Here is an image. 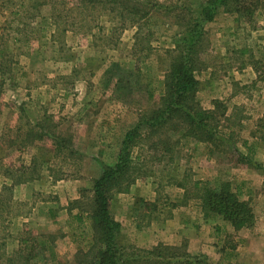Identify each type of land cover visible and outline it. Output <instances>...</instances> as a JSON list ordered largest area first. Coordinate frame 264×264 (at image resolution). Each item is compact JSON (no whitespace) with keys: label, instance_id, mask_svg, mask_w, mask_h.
Masks as SVG:
<instances>
[{"label":"rangeland","instance_id":"rangeland-1","mask_svg":"<svg viewBox=\"0 0 264 264\" xmlns=\"http://www.w3.org/2000/svg\"><path fill=\"white\" fill-rule=\"evenodd\" d=\"M201 1L177 2L182 12L193 14L183 27L175 25L174 13L152 11L142 33L153 36L133 51L135 27L125 23L111 36L117 21L79 0H49L46 6H39L41 0H0V145L5 147L0 190L4 169L29 165L33 158L38 164L32 175L38 179L48 175L80 186L78 191L90 190L104 167L116 163L125 133L156 104L169 61L165 51L184 45L183 30H193ZM200 31L205 37L194 58V99L202 110L216 105L218 115L226 111L228 120L220 119L217 129L228 145L212 153L167 130L132 139L129 156L138 178L108 206L120 225L115 241L121 263L147 258L143 252L163 245L196 264H264V82L249 66L250 57L264 60V18L246 23L219 9ZM27 130L34 137H60L67 150L53 152L56 147L47 139L22 144ZM10 141L14 147H7ZM155 141L157 151L151 148ZM164 143L171 152L162 149ZM237 155H247L250 165L237 164ZM187 181L230 183L251 207L252 226L235 231L219 216L202 212L199 201L185 200L177 187H188ZM55 186L41 184L30 205L12 194L8 219L0 225V264L18 249L19 240L44 234L55 237L52 250L38 255L36 249L30 264H75L79 246L71 241L70 219L68 232L58 222L47 227L56 218L50 207L65 194L63 186ZM84 231L88 236L90 229Z\"/></svg>","mask_w":264,"mask_h":264},{"label":"trees","instance_id":"trees-1","mask_svg":"<svg viewBox=\"0 0 264 264\" xmlns=\"http://www.w3.org/2000/svg\"><path fill=\"white\" fill-rule=\"evenodd\" d=\"M49 0H41L39 6H46ZM162 4L156 0H79V5L83 7L97 8L101 15L117 21L113 26L111 36L118 30H123L124 24L136 28L134 34V49L140 47L142 42L150 41L153 32L142 33V28L149 22L152 11L166 15L175 14L176 26H187L185 17L189 20L193 16L192 12L177 6L179 0H164ZM162 5V6H160ZM35 6H38L35 4ZM34 6V7H35ZM160 7L163 10L160 11ZM221 9L224 12L236 15L238 20L246 23L253 22L255 17L264 18V0H202L196 12V22L193 30L186 27L184 32V45H176L174 49H167L165 55L168 58V65L163 76V90L158 96L156 104L147 111L142 112L138 118L136 126L128 130L121 142V151L116 163L109 167H104L101 174L93 180L90 190L81 189L79 198L75 200L68 213L67 225L71 231V241L79 246L75 264H196L198 262L183 261L179 256L169 252L171 248L159 245L151 251L143 252L147 258L135 257L132 261L120 260L119 247L115 241L120 225L115 222L109 214V202L115 194L126 193L137 180L135 168L133 167L129 149L132 139L139 134L159 135L161 130H167L172 136L180 139L192 140L196 144L206 146L212 153L223 152L227 146L226 139L222 137L218 125L220 119L228 120L226 111L222 110L218 115L215 105L214 110L205 111L194 99V94L198 87L194 72L197 70L195 60L196 54L204 39V33L200 31L201 24L210 22L215 13ZM34 17H31L33 20ZM59 19V17L57 18ZM52 25L58 27V22L52 20ZM67 27H63L65 32ZM67 32V31H66ZM113 40V39H112ZM146 40V41H144ZM264 58V57H262ZM249 63L250 68L255 74L257 81L264 82V60L256 59ZM153 98V97H151ZM221 135V136H220ZM27 130L23 135V143L31 138L36 140H49L56 147L53 152H60L66 149L67 142L62 138L50 135H36ZM14 147L15 142L10 141L7 147ZM1 148H5L0 145ZM151 148L158 149V142L151 144ZM162 149L171 152L167 143L163 144ZM72 151V150H71ZM157 151V150H156ZM236 152V151H234ZM237 154V152H236ZM3 159L0 158V161ZM38 160L33 158L29 165L21 164L8 171L4 169L3 182L0 190V225L10 213L12 203V191L17 185L37 180V175H32V171L37 169ZM237 164L243 166L250 165L247 155H237ZM56 181L60 178L53 177ZM6 182V183H5ZM8 182V183H7ZM190 182V181H187ZM183 191V198L198 200L204 213H211L219 216L228 222L237 231L252 226L254 216L248 202L241 201L238 195L231 189L230 183L222 181L212 186L208 182L192 181L189 186L184 183L177 185ZM145 206H151L146 203ZM76 210L75 214L71 211ZM90 229L86 236L85 228ZM86 240L85 245H81ZM55 237L50 234L35 235L30 239L19 240L18 249L6 260V264H30L35 258V250L39 249L38 255L46 249L52 250ZM151 258V260H149ZM175 260V261H174ZM174 261V262H172Z\"/></svg>","mask_w":264,"mask_h":264},{"label":"crops","instance_id":"crops-1","mask_svg":"<svg viewBox=\"0 0 264 264\" xmlns=\"http://www.w3.org/2000/svg\"><path fill=\"white\" fill-rule=\"evenodd\" d=\"M73 182H78V181H73ZM44 183L47 186H52V187L56 185L55 189L63 186L65 190V194H63L61 197H59L60 195H58V198H55L54 200L55 207L52 206L50 207L51 210L55 212L54 214L56 215V218L55 220L54 218H51V221H49L47 227L51 224H54L55 222H58L61 228L63 227L68 232V228L66 227V221L69 215L68 211L71 208L72 203L79 198V191L77 189L80 186L76 188V186L69 181H54L51 179V177L46 175L40 179L15 186L12 191L13 197L15 200L17 199L20 202L22 201L29 203L33 198V193L37 191L38 188H40L41 184ZM75 212H76L75 210L71 211L72 214H75ZM44 222H48V220Z\"/></svg>","mask_w":264,"mask_h":264}]
</instances>
